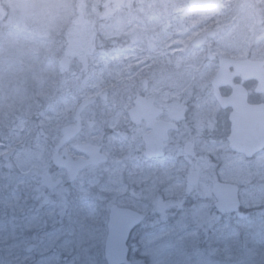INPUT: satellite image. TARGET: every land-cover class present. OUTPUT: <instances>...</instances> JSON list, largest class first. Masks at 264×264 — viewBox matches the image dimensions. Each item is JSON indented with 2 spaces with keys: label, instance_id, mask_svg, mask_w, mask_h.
Instances as JSON below:
<instances>
[{
  "label": "rangeland",
  "instance_id": "1",
  "mask_svg": "<svg viewBox=\"0 0 264 264\" xmlns=\"http://www.w3.org/2000/svg\"><path fill=\"white\" fill-rule=\"evenodd\" d=\"M190 4L0 0V264H105L113 204L143 217L125 264H264V152L245 160L227 148L226 114L208 89L216 68L204 59H264V0H212L184 15ZM204 34L206 53L189 49ZM144 88L176 100L183 144L174 157L139 160L141 144L115 133ZM92 98L67 148L78 157L75 144L104 142L108 161L66 185L51 156L62 126L76 125V106ZM217 182L238 187V212L215 211ZM31 229L35 240L24 238Z\"/></svg>",
  "mask_w": 264,
  "mask_h": 264
},
{
  "label": "water",
  "instance_id": "2",
  "mask_svg": "<svg viewBox=\"0 0 264 264\" xmlns=\"http://www.w3.org/2000/svg\"><path fill=\"white\" fill-rule=\"evenodd\" d=\"M210 0H192L193 3H207ZM198 45L201 41L193 42ZM59 67L67 72L70 64L67 57L59 61ZM244 80L253 79L258 83V90L264 91V61L233 60L223 59L220 62L219 70L212 80L214 96L218 105L222 109H230L229 122L230 133L227 138L231 151L242 154L249 158L264 149V105H250L247 102V92L240 85L233 87L232 93L228 97H221L217 91L218 87H223L231 83V76L228 68ZM85 100L76 108V112ZM151 100L137 97L134 107L129 110V116L133 122L140 119L152 120L156 117V112ZM153 132L144 137L145 158L159 157L162 155L164 143L167 140V131L171 126L160 122L151 126ZM62 137L58 142V149L73 139L78 131L71 126H64L61 129ZM77 149L87 158L72 159L67 150L62 149L61 153H56L52 157V163L67 172L69 181H74L80 171L88 166H96L107 161V157L101 152V148L94 145H80ZM198 180L196 172L187 176V183L193 186ZM216 198L215 208L219 212H233L239 209L240 200L238 187L219 182L212 190ZM140 222V215L129 208H122L114 205L110 208L107 222V236L104 243V259L107 264H123L126 260V246L128 235L133 227Z\"/></svg>",
  "mask_w": 264,
  "mask_h": 264
},
{
  "label": "flooded vegetation",
  "instance_id": "3",
  "mask_svg": "<svg viewBox=\"0 0 264 264\" xmlns=\"http://www.w3.org/2000/svg\"><path fill=\"white\" fill-rule=\"evenodd\" d=\"M211 4H190L188 6H186L184 8L185 12H184V15L188 14L189 12L193 11V12H196L198 9L197 8H203V7H210ZM191 8V9H190ZM182 35V33H181ZM196 40L198 41H201V43H199L198 45L194 44L193 42H195ZM208 42V39L207 37L204 35H201V36H195L194 38H192L189 42V49L191 50H195V51H202L204 54L206 53V50H204V46L207 44ZM205 60H207L208 62L210 63H213V65L215 66V71H214V74H213V77L210 81V85L208 86V89H210V92H211V95L213 97V100L216 104V106L218 107V110L222 113H225L226 114V121H225V125H226V130H225V133L223 134V137H224V141H225V144L227 146V148L229 149V151L234 154V155H237V156H240L242 157L243 159L245 160H252L256 155L264 152V149L262 151H260L259 153L253 155L251 158H247L241 154H237L233 151H231V149L229 148V144H228V141H227V138L229 136V133H230V122H229V114L231 112L230 109H222L216 99H215V96H214V89H213V86H212V80L214 78V76L216 75L217 71L219 70V67H220V62L223 60V59H234V60H249V61H264V59H249V58H234V57H229V56H225V55H222V54H219L217 52H209L205 55L204 57ZM228 71L230 73V76H231V83L228 84V85H225L223 87H218L217 88V91L219 93V95L221 97H228L231 95L232 93V90H233V87L236 86V85H240L242 86L243 88H245L246 92H247V102L250 104V105H259V104H263L264 103L262 101H260L259 99H253L251 98V96H249V91H248V88L247 86L250 85H253V86H256V90H257V93L256 95H263L264 92L263 91H259L258 90V83L253 80V79H248V80H244L241 75L235 73L232 69V67H229L228 68ZM163 93L162 92H159V91H156V93L151 94V92L146 88H144L143 91H138L136 92L132 97H131V100H130V105L128 108L125 109V115H123V117H121V119L118 120V123L117 125L115 126V133L116 135L119 137V140L120 141H125L128 143V145H131V143L133 141H131V137L134 138V142L137 141L138 143L141 144V147H142V153L141 155L139 156V160H143L144 162H153V161H161V160H165V156H166V152L168 150H171L173 151V157L175 156V152H174V148L176 150H178L179 146H182L183 144V140L180 139V135H181V129H180V121L182 119V114L178 113L177 111L173 110L172 108H170V104L173 102V101H176V100H168V98H163ZM105 96L103 95V98ZM137 97H142L146 100H151L152 101V106L154 108V110H152L153 112H156V117H154V119L152 120H146V119H140L139 121L137 122H133L129 116V110L131 108L134 107V101ZM163 100V101H162ZM180 100V98H179ZM192 100V99H191ZM169 101V102H168ZM181 103V102H180ZM85 106V105H84ZM83 106V107H84ZM81 107L79 109V111L77 112V114H74V123L76 124L75 126L71 125V124H66L64 126H72V127H76L77 128V131H78V134L77 136L79 135V123L81 122V119H80V110L83 108ZM160 122H164V123H167L171 126L170 130L167 131V140L165 141L164 143V148L162 150V155L159 156V157H150V158H145L144 157V154H145V142H144V137L145 136H148L150 135L152 132H153V129L151 126H153V124H156V123H160ZM63 127V126H62ZM62 129V128H61ZM61 129H60V135L58 137V141L59 139L61 138ZM131 134V136H130ZM76 136V137H77ZM75 137V138H76ZM129 138L130 137V141L127 140L126 138ZM74 138V139H75ZM74 139H72L71 141H73ZM58 141H57V144H58ZM69 141L65 148L67 150V153L75 160V159H79V158H86L84 155H81V153L79 152V150L77 149L78 146L80 145H95V146H98L101 148V150L103 151L102 149V145L104 144V142L100 143V144H96V143H89V144H86V143H80V144H75L74 145V149L79 153V156L78 157H73L71 154H70V150H68L67 148V145L70 144ZM192 150V146L190 143H187L185 146H184V152L185 153H189L191 152ZM70 151V152H69ZM56 153H60V151L57 149V145H56V151L53 153L56 154ZM103 153H105L103 151ZM52 155V156H53ZM106 155V154H105ZM51 156V157H52ZM107 156V155H106ZM107 160H108V156H107ZM51 164L53 165L54 169H58V170H63L65 175H66V185L67 184H72L74 183L81 175V173L87 169H91V168H96L98 166H90V167H87L85 168L83 171H81L77 177V179L74 181V182H70L68 180V177H67V172L65 169L63 168H60L56 165H54L52 162ZM100 166V165H99ZM192 172H196V171H191L190 173ZM189 173V174H190ZM197 173V172H196ZM188 174V175H189ZM187 175V176H188ZM197 176H198V180L197 182L195 183V185L198 183L199 181V175L197 173ZM187 178V177H186ZM193 185V186H195ZM58 192V191H57ZM212 192V191H211ZM59 193V192H58ZM214 197V196H213ZM139 228V226H136L134 227L133 229H131L130 233H129V237L127 239V252L129 253V248H128V245H129V242L132 238V236L135 234L136 230ZM23 234H24V238L27 239V240H35L36 238V235H35V230H28V231H23Z\"/></svg>",
  "mask_w": 264,
  "mask_h": 264
}]
</instances>
